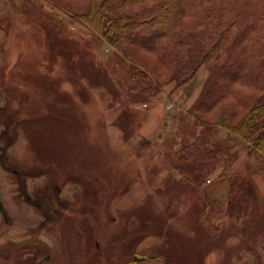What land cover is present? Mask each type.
I'll return each mask as SVG.
<instances>
[{"label":"rangeland","instance_id":"obj_1","mask_svg":"<svg viewBox=\"0 0 264 264\" xmlns=\"http://www.w3.org/2000/svg\"><path fill=\"white\" fill-rule=\"evenodd\" d=\"M88 1L17 0L0 17V264H37L44 252L50 257L40 264H127L147 251L164 264H200L219 212L204 190L219 169L228 187L224 207L230 196L260 207L228 230L250 222L248 235L257 234L264 175L248 165L246 142L216 123L233 101L199 109L210 64L171 71L162 50L131 42L114 48L86 22ZM142 3L153 0L133 5ZM96 6L109 16L102 0ZM189 18H179L175 35L188 31ZM163 164L180 174L171 192L158 181ZM237 177L246 189L234 188ZM149 187L155 194L142 201L132 194L118 200ZM240 190L253 194L246 199ZM34 236L51 247L32 241L16 248ZM148 236H156L153 246Z\"/></svg>","mask_w":264,"mask_h":264},{"label":"trees","instance_id":"obj_2","mask_svg":"<svg viewBox=\"0 0 264 264\" xmlns=\"http://www.w3.org/2000/svg\"><path fill=\"white\" fill-rule=\"evenodd\" d=\"M102 1L109 16L102 15L97 0H89L84 18L114 48L131 42L152 51L162 50L167 61L160 60L171 71L186 70L199 61L210 64L198 108L207 111L224 98L232 99L234 109H221L216 123L246 142L248 165L264 175V0H153L152 5L142 3L137 7L136 2L142 0ZM182 16L190 17L185 25L188 31L175 35L173 29ZM233 84L251 91L244 92ZM240 108L247 109L244 116L233 121ZM230 181L234 188L246 189L245 179ZM231 191L232 195L238 190ZM240 191L246 199L253 194L250 190ZM235 200L228 198L230 214L250 203ZM94 208L91 206L87 212ZM100 208L99 214L103 215Z\"/></svg>","mask_w":264,"mask_h":264},{"label":"crops","instance_id":"obj_3","mask_svg":"<svg viewBox=\"0 0 264 264\" xmlns=\"http://www.w3.org/2000/svg\"><path fill=\"white\" fill-rule=\"evenodd\" d=\"M12 1L17 2V0H0V17L2 15H5L7 4H11ZM12 26V22H11ZM3 32L0 29V42L2 41ZM162 156V155H157ZM163 157V156H162ZM177 168V167H176ZM175 167L170 168V166H166V164H163L161 166V175H159L158 181H161V184H166L165 188L169 190L170 192L172 189V182L174 181V178L179 179L180 174L177 172V169ZM217 169H215L213 172H215ZM220 173V169L217 170V175H212V184L208 187V190H204L206 195L210 198L211 201L209 204V207H212V211H219L216 216L213 215V224L214 228L217 229L216 231H223L227 228V233L220 235L215 234L216 231L211 235V243L212 245L210 248L203 250L201 253V260L200 264H258L256 260H260L259 264H264V226L260 229H257V234H254L253 236L248 235V232L251 233V231H248V227L250 226V222H248L249 225L242 226L245 228L244 231H240V229L230 231L228 230L230 225H233L235 227V223L239 224H245V221H249L250 219L253 220L254 217L258 216L259 208L257 209V204H247L244 209L239 211L240 213L230 214L228 212V215L224 214V212L227 210V207H224L225 205V196L228 191V187L226 186V177L223 173ZM178 182V181H177ZM184 182V181H182ZM160 183V182H159ZM178 184L181 185V180L178 182ZM159 185V184H158ZM157 187L151 188L149 187L148 190H130L129 193H126L122 197H120L118 200L122 199L125 200L126 198H130V194H132L133 201L136 199L144 200L147 195L148 197L150 194L154 193ZM259 196L262 198V195L264 194V190H256ZM165 194H168L165 192ZM183 197L185 194H182ZM137 196V197H135ZM153 200H156V196L153 197ZM150 204V202H148ZM208 203V201H206ZM128 204V203H127ZM127 204H121V207H125ZM174 205V207L177 208V205L175 203H171ZM260 204V203H258ZM171 205V206H172ZM181 206V204L178 206V208ZM226 208V209H224ZM184 208L178 209V211L183 212ZM224 210V212H223ZM247 212V213H246ZM213 214V213H212ZM230 214V215H229ZM238 216V219L236 217ZM181 222V221H180ZM173 223L176 224V227H178V222L174 221ZM180 227H183V222L179 224ZM232 227V228H234ZM240 227V226H238ZM231 228V229H232ZM156 237V236H155ZM154 236H148L147 239H149V242L153 246V242L156 241ZM257 240V241H256ZM144 241L141 243L143 244ZM209 242V241H208ZM149 245H147L148 248ZM145 248V247H144ZM256 248V249H255ZM142 249L140 251L144 252ZM145 254H154V251H147ZM185 254H182V257ZM199 257V256H197ZM147 262V261H146ZM140 264H164L162 262H157L150 260L147 263L142 262Z\"/></svg>","mask_w":264,"mask_h":264},{"label":"water","instance_id":"obj_4","mask_svg":"<svg viewBox=\"0 0 264 264\" xmlns=\"http://www.w3.org/2000/svg\"><path fill=\"white\" fill-rule=\"evenodd\" d=\"M38 240H39V238H37V237L25 238V239H23L17 243L16 248L21 247L22 245H25V244L30 243L32 241H38ZM160 259H161V257L157 256V255H145V254H140V253H134L131 260L129 262H127V264H136V263L146 261V260H160ZM170 264H174V263H170Z\"/></svg>","mask_w":264,"mask_h":264},{"label":"flooded vegetation","instance_id":"obj_5","mask_svg":"<svg viewBox=\"0 0 264 264\" xmlns=\"http://www.w3.org/2000/svg\"><path fill=\"white\" fill-rule=\"evenodd\" d=\"M38 241H39L40 244H42V246H44V247L46 248L45 250H47V249H49V247H51L50 244L47 243L46 241H43V240H38ZM132 256H133V255H132ZM49 257H50L49 253H48V252H44L43 257L41 258L42 260L39 259V260L36 261V263H37V264H40L41 262L47 260V258H49ZM131 258H132V257H131ZM129 261H130V260H129Z\"/></svg>","mask_w":264,"mask_h":264}]
</instances>
